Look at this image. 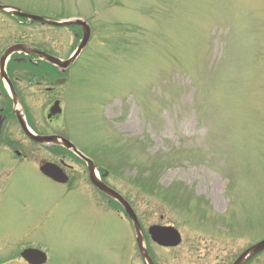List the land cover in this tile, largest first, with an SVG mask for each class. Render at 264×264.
Segmentation results:
<instances>
[{"label": "rangeland", "instance_id": "1", "mask_svg": "<svg viewBox=\"0 0 264 264\" xmlns=\"http://www.w3.org/2000/svg\"><path fill=\"white\" fill-rule=\"evenodd\" d=\"M8 1L89 22L90 42L61 88V123L110 170L145 230L180 231L176 248L150 243L161 264H216L264 236V0ZM52 27L67 59L80 29ZM0 176V256L24 242L47 264H123L133 235L115 211L35 164Z\"/></svg>", "mask_w": 264, "mask_h": 264}, {"label": "flooded vegetation", "instance_id": "2", "mask_svg": "<svg viewBox=\"0 0 264 264\" xmlns=\"http://www.w3.org/2000/svg\"><path fill=\"white\" fill-rule=\"evenodd\" d=\"M0 4L20 7L25 12L40 15L32 9L8 0H0ZM54 29L46 23L20 17L12 11L0 10V161L4 163L8 161V164L2 166L7 167V170L0 169V174L6 172V177H9L13 169L22 164L31 163L36 165L42 176L66 187L67 190L81 187L85 194L104 204L105 211H115L123 221L130 224L133 235L132 248L130 251L126 249L122 263L145 264L139 251L135 229L125 210L90 182L85 161L74 158L68 150L60 146V136H65L61 118L66 104L61 91L64 82H60L64 78V73L60 63H54L50 59V57L58 60L63 58L60 55V31ZM60 107H62L61 113ZM18 113L24 115L31 133L48 138L47 142L40 143L28 136L21 127ZM93 161L99 167L100 179L112 186L108 174L103 172L100 164L94 159ZM44 164H53L56 167L48 173L57 175V181L42 173L41 167ZM80 165L84 167L82 171L76 168ZM60 170L67 176L65 183H60ZM2 178L0 176V184H2ZM84 183L89 185L88 188L83 186ZM140 222L145 230L141 219ZM232 225L230 230L238 240L240 237L238 224L233 222ZM145 239L148 240L146 235ZM29 246L35 247L33 244H26L22 248ZM247 246L242 249L238 244L237 248L231 252L224 255L217 254L216 264H232ZM158 247L164 248L159 245ZM150 254L155 264H161L154 252L150 251ZM205 256L208 257V255ZM16 257V254L0 256V264L12 262ZM262 258H264V251L246 264H264V260L261 261ZM23 261L28 264L25 260Z\"/></svg>", "mask_w": 264, "mask_h": 264}, {"label": "water", "instance_id": "3", "mask_svg": "<svg viewBox=\"0 0 264 264\" xmlns=\"http://www.w3.org/2000/svg\"><path fill=\"white\" fill-rule=\"evenodd\" d=\"M6 8H7L6 6L0 5V9H6ZM15 12L21 16L28 17V18L34 19V20L48 22L50 24L57 25V26H59V25L60 26L79 25L82 27L83 38H82V41L80 42V44L78 45V47L76 48L72 57H70L67 60H61L60 59V61L58 59L50 57V59L53 60L54 62L60 63V67L64 68V70H66V68H68L71 65V63L79 56V54L81 53V51L84 49V47L87 45V43L89 41L91 30H90L89 25L84 20L72 19V20H64V21H54V20H50V19H45L41 16L23 13L19 9H17ZM60 112H61V109H60ZM19 122L21 123V126L25 130V132L28 135H30L32 138L38 140L39 142H46V140L48 139V138H44V137L33 136L28 131V129L26 128V124H25L23 117L19 116ZM50 138H49V140H51ZM60 145H63L64 147L71 149L78 156H80L81 158L86 160L88 163V170H89L90 179L95 184V186L97 188H99L101 191H103L106 194H108L109 196H111L112 198H114L115 200H117L125 208L126 212L128 213L129 217L131 218V220L133 221V223L137 229L138 244L140 247V251L143 255V258L145 260V263L146 264H154L151 256L149 255V253L145 247L144 236H143V232L141 230V226H140V223L138 221V218H137L134 210L132 209L131 205L128 203V201L120 193H118L117 191H115L114 189L110 188L109 186L105 185L103 182L100 181V179L98 178V176L96 174L94 163L89 158H87L84 154H82L70 140H68L67 138H64V137H60ZM52 169H53L52 166H49V165H46L42 168V170L45 173H48ZM52 176L54 177L55 175H52ZM55 178H57V177H55ZM64 179H65L64 175L60 172V180L63 181ZM149 231H150V234L152 235V238L155 241H157L158 243L165 245V246H175V245H178L181 241V237H180L179 232L173 227L152 226ZM262 250H264V239L261 240L260 242L256 243V244L250 246L249 248H247L235 260V262L233 264H245L248 260H250L252 257L257 255ZM23 256L28 261H30L31 263H34V264L44 262V260H45V258H44L45 255L38 250H26L23 253ZM39 257L41 258L40 260H38Z\"/></svg>", "mask_w": 264, "mask_h": 264}]
</instances>
